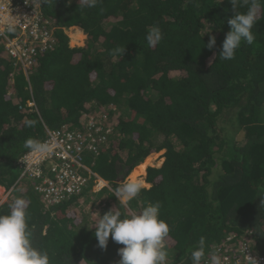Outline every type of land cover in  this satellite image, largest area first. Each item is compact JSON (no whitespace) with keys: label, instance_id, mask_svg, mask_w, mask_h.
Segmentation results:
<instances>
[{"label":"trees","instance_id":"obj_1","mask_svg":"<svg viewBox=\"0 0 264 264\" xmlns=\"http://www.w3.org/2000/svg\"><path fill=\"white\" fill-rule=\"evenodd\" d=\"M30 1L56 30L28 76L0 49V187L15 192L0 215L25 199L31 242L47 251L50 264H119L124 246L110 237L101 249L97 221L68 210L89 187L45 207L31 181H18L17 160L30 150L25 141L41 142L45 127L77 129L92 104L113 122L107 149L83 157L111 189L97 218L110 210L129 218L159 202L170 228L166 264H192L201 237L202 260L229 235L250 239L264 257V3L253 43L242 42L235 58L224 60L219 52L234 16L229 0H98L92 8L82 0ZM74 26L87 35L83 48H70L62 32ZM153 26L163 39L150 47ZM209 35L216 39L212 50ZM116 47L125 48L123 57L109 54ZM162 150V165L146 169L149 188L124 206L114 190Z\"/></svg>","mask_w":264,"mask_h":264},{"label":"clouds","instance_id":"obj_2","mask_svg":"<svg viewBox=\"0 0 264 264\" xmlns=\"http://www.w3.org/2000/svg\"><path fill=\"white\" fill-rule=\"evenodd\" d=\"M82 2L84 6L92 8L97 5L98 0H82ZM229 2L232 5L234 16L228 19L227 21V24L230 27V31L226 34V37L222 44V48L219 52V57L224 60L234 59L236 52L240 48L242 42H246L248 44L253 43L255 37L253 35L252 30L258 21V15L261 10V4L264 3V0H229ZM241 6H245L247 8L246 12H240L237 10ZM38 8L41 11L40 7ZM42 16L44 17L45 20H47L46 17L43 15V13ZM6 30L9 33L14 32L15 23L11 20L8 21ZM55 30L56 29H54V31ZM62 32L67 37L68 46L70 48H83L86 45L87 35L80 27L74 26L68 29H62ZM68 32L70 33V35L68 34ZM77 33H80L82 38L83 37L85 38L84 39L80 38L81 40L80 39L75 40L76 43L72 45L71 44L72 36L76 35ZM162 39H163V34L158 26H153L146 36L147 43L150 47L156 46L162 41ZM82 40L84 45L80 43L78 44V42L80 41L82 42ZM215 46H216L215 37L209 35V42L206 44V48L212 50ZM124 53H125V48L116 47L110 50L109 54L112 56L123 57ZM7 95L11 98H14L13 90L7 89ZM31 103L33 104L32 106H30ZM27 106L35 107L34 102L30 100L27 101ZM89 106L91 110H88L87 112L83 113V116L80 117V126H78L77 129H72L70 126H63V127L69 128L70 130H78L81 129L85 123L84 116H88L89 114L95 116L97 115V113H105L106 123L109 124V126L112 129L113 127L112 119L111 118L108 119L107 113L105 112V110H102L104 108H97V107L93 108L92 104H90ZM34 124L35 121L28 122L29 126H33ZM63 127L57 130L62 129ZM52 131H56V130H49L45 127V136L41 142H38L30 138L25 141L24 147L30 149L28 152L32 151L38 153H46L51 151V147L48 144L42 142L46 139L47 132H52ZM111 134L107 138V142L104 145L103 150H101V152L107 149L108 139L111 137ZM85 152L90 153L87 151ZM101 152L99 154H101ZM159 152H163V154L161 155L163 157L164 151L162 150ZM92 155L96 156L94 154ZM21 157L17 160V165L20 171L18 181L20 182L21 180L26 179V178H21V168L19 167V162H18L21 159ZM148 158H146L145 160H147ZM83 164L89 169V171H91L96 176V178H92L88 182L86 188L89 187V190L87 193H85L87 195L86 196L83 195L81 198H79L75 206L84 197L93 198L95 197V195L102 193L103 195L99 199L103 200L106 198L107 194L111 192L108 182L104 181L99 175H97L94 171H92L91 167L87 166L84 163V159H83ZM160 166L153 168H159ZM149 167L150 166L148 165L147 168ZM134 169L132 170V172L134 171ZM146 169H145V177H146ZM129 175L127 177H129ZM127 177L125 179H127ZM145 177L143 181L135 180V181L125 182L122 187L116 188L114 190L115 197L119 200V202L122 203V202L132 201L139 195V193L143 188H149L150 185L145 182ZM27 180L32 182V180L30 179ZM94 180H98L103 185V187L97 192L92 191V188L94 186ZM143 182L146 184V186L143 184ZM32 187L34 189L33 182H32ZM104 189L106 190L108 189V191L104 193L103 192ZM8 191H9L8 196H10L13 192V187ZM79 194L73 196H77ZM260 199H261V205H264V198H260ZM86 201L88 200L86 199L85 202ZM27 203L28 202L25 199L18 198L10 206L11 211L9 214L0 215V264H50L49 255L47 251L38 250L33 246L31 242L30 239L31 232L29 230L27 223V213H26ZM97 204H99V201L97 202ZM122 204L124 206L126 205V203H122ZM45 207H49V206H45ZM160 209H161V204L157 202L155 204H149L148 206L144 207V209L139 214L132 215L129 218H122L121 213L116 212L114 210H110L104 215H101L100 219L97 218L96 215V218H93L92 220L97 221V223L94 225L95 227L94 236L98 241L99 247L101 249H106L109 238L111 237L112 241L124 246L118 249V255L120 256L119 264H166L167 251L165 249L164 242L166 238L169 236L170 228L169 225L163 219L160 218ZM97 210L98 209L95 208V212ZM259 234L261 235L260 232ZM199 245L200 246L198 249L193 250L191 252L192 264H201L202 258L205 255L204 237L200 238ZM211 259H212V264H221V260L218 255L213 254ZM248 259L251 262V264H257L256 259L250 258L249 256Z\"/></svg>","mask_w":264,"mask_h":264},{"label":"built area","instance_id":"obj_3","mask_svg":"<svg viewBox=\"0 0 264 264\" xmlns=\"http://www.w3.org/2000/svg\"><path fill=\"white\" fill-rule=\"evenodd\" d=\"M10 20L15 23L12 33L6 30ZM53 42L54 29L49 27L37 5L30 0H0V49L15 69H21L27 76L39 55L51 49ZM84 118L81 129L63 127L47 132L42 143L48 144L51 151H30L18 161L21 178L32 180L34 191L44 206L58 204L81 193L88 182L96 178L83 164V155L85 151L98 155L112 129L106 123L105 113L89 114ZM102 187V183L94 180L92 191L97 192ZM222 244L213 252L220 257L221 264H251L248 256L256 259L257 264H264V258L254 252L246 237L229 235ZM213 254L201 264H212Z\"/></svg>","mask_w":264,"mask_h":264},{"label":"rangeland","instance_id":"obj_4","mask_svg":"<svg viewBox=\"0 0 264 264\" xmlns=\"http://www.w3.org/2000/svg\"><path fill=\"white\" fill-rule=\"evenodd\" d=\"M68 34L70 35L69 32H68ZM84 38L85 37H83L82 39H84ZM74 43H76V41L73 42V40H72V43L71 44L73 45ZM79 43L82 44V45H84L83 44V40H82V42L81 41L78 42V44ZM162 154H163V152H159L157 154L152 155L150 158H148L147 160H150L149 163H148V165L150 167H158V166H160L161 163H162V161L164 160V158L161 156ZM143 164H145V162ZM148 165L146 164V167L144 168V175L142 177H139L140 178L139 180H141L142 178H143L142 181L144 180V177H145V169L147 168ZM125 182H129V178L128 177H127V179H125ZM145 186H146V184H145ZM0 190L2 192L1 195H0V205L14 200V194H15V192L12 193L10 196H8L9 191H7L6 189H4L3 187H0ZM102 195H103L102 193L101 194H97V195H95L96 198L93 197L94 199L92 197H84V198H82L78 202V204L76 206L71 207L70 210H69V211H72V210L73 211H79L82 215L81 214H75L74 213L72 215V217H74V218H82V217H84L85 220L86 219H91L92 220L93 218H96L95 208H97V209L100 208V205L97 204V202L100 200L99 198H101ZM86 199L88 201H91V199H93V201L91 202V205L88 204V201L85 202ZM81 201H83V202H81ZM122 203H126V202H122Z\"/></svg>","mask_w":264,"mask_h":264},{"label":"bare ground","instance_id":"obj_5","mask_svg":"<svg viewBox=\"0 0 264 264\" xmlns=\"http://www.w3.org/2000/svg\"><path fill=\"white\" fill-rule=\"evenodd\" d=\"M80 38H82V36H81V34L80 33H78V34H76V35H73L72 36V40L73 41H75V40H78V39H80ZM149 161L150 160H145V164H142V165H140V166H138V167H136L135 169H134V171L129 175V182L130 181H135V180H139L140 178L139 177H142L143 175H144V168L146 167V164L148 165V163H149ZM140 181H142V179L140 180ZM143 184H144V182H143ZM145 185V184H144ZM1 190H0V195H1Z\"/></svg>","mask_w":264,"mask_h":264},{"label":"water","instance_id":"obj_6","mask_svg":"<svg viewBox=\"0 0 264 264\" xmlns=\"http://www.w3.org/2000/svg\"><path fill=\"white\" fill-rule=\"evenodd\" d=\"M240 136H242V134H240Z\"/></svg>","mask_w":264,"mask_h":264}]
</instances>
